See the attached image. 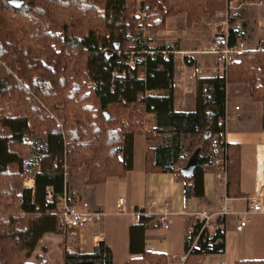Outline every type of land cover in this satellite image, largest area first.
<instances>
[{
  "label": "trees",
  "instance_id": "1",
  "mask_svg": "<svg viewBox=\"0 0 264 264\" xmlns=\"http://www.w3.org/2000/svg\"><path fill=\"white\" fill-rule=\"evenodd\" d=\"M223 7L224 0H143L139 9L145 29L155 31L170 16L185 13L192 22ZM137 10L136 0H0V264H31L44 233L65 234L56 199L45 198L47 189L55 196L63 192L64 166H85L87 184L124 177L133 167L137 133L147 140L167 133L165 142L147 148L146 169L174 174L185 199L202 197L201 164L213 134L224 127L226 85L246 82L251 98L264 100V48L244 50L225 76L197 78L194 110L177 111L173 53L132 35ZM237 39L231 29L229 44ZM163 51H169L166 59ZM130 53L142 59L130 64ZM143 114L151 116L147 130ZM188 135L200 143L186 152L182 139ZM196 149L187 175L183 168ZM226 150V194L240 197L239 146L227 143ZM27 175L32 187L23 185ZM148 220L139 216L130 226L128 251L138 256L124 264H168L165 254L145 249ZM220 225L215 234L201 235L186 264L223 253L224 219ZM190 242L186 237L185 251ZM111 256L100 241L91 253L64 250L62 264H111Z\"/></svg>",
  "mask_w": 264,
  "mask_h": 264
},
{
  "label": "crops",
  "instance_id": "2",
  "mask_svg": "<svg viewBox=\"0 0 264 264\" xmlns=\"http://www.w3.org/2000/svg\"><path fill=\"white\" fill-rule=\"evenodd\" d=\"M246 7L247 15L244 18L239 17L236 23L232 22L231 29L235 31L238 39L244 41V50L262 49L264 0L261 5ZM169 21L168 29L163 35L186 36L185 42L188 41L192 45L179 46L175 50L186 52L181 56L180 62L174 60V107L177 111H193L195 80L216 75L213 72L214 56L205 50L216 40L217 35L214 29H208L204 24L197 27L194 24L192 31L185 30L184 15L178 20L169 18ZM159 49L166 48L160 46ZM225 112L226 140L228 143L237 144L240 152L241 196L231 198L229 203L231 210L241 212L247 208L249 196L257 190L264 194V100L251 98L248 83H230L226 85ZM154 141L155 139L147 140L144 133L134 135L133 167L124 177L110 176L102 183L87 184L88 170L85 166L81 167L77 172V190H73L72 187H69V190L86 199L93 208L105 212V216L99 222L88 224L77 232L44 233L29 261L44 259L49 264H62L61 246L66 239L68 241L65 245H71L81 253H91L98 242L103 241L111 250V264H124L138 256L128 251L129 228L139 221V215L130 212L151 200L156 204L168 202L173 214L168 229L160 226L156 215H147L149 220L145 231V249L165 254L168 264L172 263V255L185 254V238L194 219L189 213L216 208L219 205L217 195L221 188L217 186L213 173L205 171L204 195L200 198L185 199L183 183L178 181L174 174L146 169V150L154 146L150 143ZM78 179L81 180L80 183ZM120 199L127 214H115ZM232 215L224 219L223 253L208 254L200 259L198 264H235L239 260L264 259V214L251 215L250 221L240 230L236 229L240 215ZM53 256L54 263L51 262Z\"/></svg>",
  "mask_w": 264,
  "mask_h": 264
},
{
  "label": "built area",
  "instance_id": "3",
  "mask_svg": "<svg viewBox=\"0 0 264 264\" xmlns=\"http://www.w3.org/2000/svg\"><path fill=\"white\" fill-rule=\"evenodd\" d=\"M262 0H225L224 10L219 14L212 23V27L217 35L216 40L205 50V52L214 56L215 65L213 72L218 76H225L228 64L234 60L235 55L244 51V41L237 39L232 45L228 42L229 32L231 30V18L242 11L246 6L261 5ZM211 25V24H210ZM222 35V38H219ZM169 52L163 51L162 56L167 58ZM172 53V52H171ZM174 58V56H173ZM237 108V107H236ZM227 121V114L225 112L224 127L215 132L212 136L211 146L206 151L207 159L201 164L205 171H211L216 179L217 186L221 188V192L217 195L219 205L210 210L193 211L189 214L193 216L194 222L189 227L187 237L191 239L189 248L185 254L180 256L172 255L171 264H186L187 254L193 247L196 246L197 241L201 235L211 236L216 233V229L220 227V221L227 216L236 214L240 215L236 229L240 230L249 221L253 214H264V194L257 190L253 195L248 197L249 203L245 210L235 212L230 208V199L226 194L227 181V140L225 124ZM67 167L64 166L65 187L61 194L54 195L50 189L46 190L45 198L48 201L56 199L58 203L57 220L59 225L63 228V232L80 231L88 224L99 222L104 216L105 212L98 208H93L90 203L81 196L73 194L67 183ZM29 181H33L31 178ZM28 186V187H32ZM156 208L155 211L151 208ZM128 212L122 206V200L117 203L115 214L124 215ZM130 213L147 216L156 215L157 221L163 229H168L170 226V217L173 211L170 209L169 203L164 201L161 204H156L154 200L142 204L134 208ZM198 228L195 229L194 225ZM66 251H73L71 246H66Z\"/></svg>",
  "mask_w": 264,
  "mask_h": 264
},
{
  "label": "rangeland",
  "instance_id": "4",
  "mask_svg": "<svg viewBox=\"0 0 264 264\" xmlns=\"http://www.w3.org/2000/svg\"><path fill=\"white\" fill-rule=\"evenodd\" d=\"M143 0H136V4H137V13L136 15L139 17V26L136 27L133 31H132V35L133 36H139L141 40H143V42H146V44L153 50H157L159 49L160 46H163L164 48L168 49L169 51H171L173 53V56H174V60L176 61H179L181 60V56L183 54H185L184 52L186 51H180V52H175V50L177 49V47L179 46H183V47H190L192 46L188 41L185 42V38L186 36H181V37H170L169 34L167 35H163V33L165 32V30L168 29V24H169V18H176L177 20L179 18L182 17V15L185 16V23H184V29L185 30H189L191 29V31L193 30L192 26H194L195 24V27L199 26V25H202L204 24V26H206V28L208 29H213V25L212 23L215 22L217 16H218V13L220 14L223 10H224V7H225V0H224V7L221 8V9H217L215 11H210V12H207L205 15H203L201 18L197 19V20H194L192 22H188L187 19H186V14L185 13H179L177 15H173V16H170L166 19L165 21V26L163 29H158V30H155V31H149V30H146L145 27H144V21L142 19V16H143V12L139 9V6L141 4ZM247 11V7H245L244 9H242V11H240L239 13L235 14L232 18H231V23L234 22H238L237 19H239V17L241 18H244L245 15H247L246 13ZM247 22V21H246ZM211 24V25H210ZM238 24V23H237ZM186 32H189V31H186ZM245 47V45H244ZM169 51H166V52H169ZM150 53H153V52H150ZM168 54V53H167ZM130 64H134L136 61H140L142 58L139 56V57H135L132 53H130ZM179 58V59H178ZM151 116L148 115V114H143L141 119L144 121V124H143V130H147L150 128L151 126V120H150ZM166 136H168L167 133H164V134H161L159 135L154 142H150V143H153V145H156V144H160V143H163L165 142L166 140ZM200 143L199 139L197 136H186V137H183L182 139V146H183V151H186L188 152L189 151V148L191 146H194L196 144ZM83 167V166H81ZM68 168L67 167V171H68V174H67V185L72 187L73 190H77V172L79 171V169L81 168ZM30 180V177L29 175H27L24 179H23V185L24 186H30V185H33L32 181H29ZM79 183L81 182V180H79ZM75 194V193H73ZM154 208V207H152ZM151 208V210H153ZM201 211V210H200ZM229 216H233V215H229ZM228 216V217H229ZM194 222V219L192 220V224ZM191 224V225H192ZM221 227V225H220ZM68 246H71V245H68ZM72 249H73V246H71ZM75 249V248H74ZM73 249V250H74ZM66 251V247H65V244L62 243V246H61V251ZM30 258V257H29ZM29 258H28V262L31 263V264H34V263H37V262H40V261H46L44 259H39L38 261L36 262H30L29 261ZM48 262V261H46ZM51 262H55V257L53 256L52 258V261ZM49 264V263H48ZM122 264V263H121Z\"/></svg>",
  "mask_w": 264,
  "mask_h": 264
},
{
  "label": "water",
  "instance_id": "5",
  "mask_svg": "<svg viewBox=\"0 0 264 264\" xmlns=\"http://www.w3.org/2000/svg\"><path fill=\"white\" fill-rule=\"evenodd\" d=\"M219 38H222V35H219ZM198 152L199 150L196 149L193 154L189 157L186 165L184 166L183 168V172L185 174H190L192 169L194 168V166L196 165V162H197V156H198Z\"/></svg>",
  "mask_w": 264,
  "mask_h": 264
},
{
  "label": "bare ground",
  "instance_id": "6",
  "mask_svg": "<svg viewBox=\"0 0 264 264\" xmlns=\"http://www.w3.org/2000/svg\"><path fill=\"white\" fill-rule=\"evenodd\" d=\"M262 168V160L259 161V169Z\"/></svg>",
  "mask_w": 264,
  "mask_h": 264
}]
</instances>
